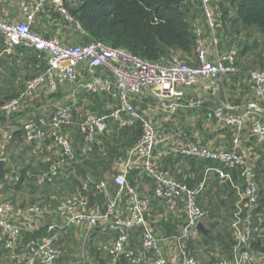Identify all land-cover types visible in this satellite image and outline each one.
I'll return each instance as SVG.
<instances>
[{"label": "built area", "instance_id": "2783aa9c", "mask_svg": "<svg viewBox=\"0 0 264 264\" xmlns=\"http://www.w3.org/2000/svg\"><path fill=\"white\" fill-rule=\"evenodd\" d=\"M78 1L30 0L22 8L23 22L15 23L0 19V35L4 39L5 55H12L18 46H23L35 50L38 56L46 61L43 70L28 79L24 90L18 96L0 102V116L11 117L25 99L43 87L56 93L61 87L74 84L77 86L75 94L108 92L119 100L109 112L88 113L84 116L81 127L84 136L82 149L85 154L93 150L97 142V130L106 128L111 119L122 127L140 122L142 134L130 150L127 159L117 163L121 172L114 177L117 186L115 192L110 190L106 179L97 180L88 176L76 194L61 200L52 210L40 203L23 206L10 200H0V238L4 248L13 252L15 256L13 264H55L62 254L59 244L68 226L71 225L98 226L103 231L115 232L116 237L112 242L105 243L103 250L115 258L124 257L129 264H143L146 259L128 247L131 231L139 229L142 233V248L146 254H149L145 264H169L160 239L150 227L146 216L152 197L140 193L128 182L129 169L135 162L139 163L143 174L155 180L156 198L163 200L172 211L177 209L179 202L184 204L186 220L180 234L175 237V243L181 264H199L198 258L190 250L189 243L201 238L199 223L208 216V212L199 204V196L205 190L206 182L191 187L187 182L174 178L168 170L163 169L164 159L172 152L184 157L218 162L224 166L222 169H215L219 181L221 184L230 183L239 196L235 220L232 223L236 240L232 264H264V255L258 257L248 250L252 235L260 232V228L252 221V210L258 205L260 192L256 170L237 149L240 135L248 122H251V133L257 143L264 146L263 120L260 117L250 120L251 111L230 114L219 108L215 110V115L233 130L234 148L213 149L192 141L173 146L171 136L142 116L131 102L133 95L146 89L160 101L162 112L175 113L179 99L184 96L180 87L195 86L237 71V49L217 51L216 58L211 60L204 47L199 24H196V32L200 39L195 65L179 56H174L168 62L148 61L124 48L111 47L100 40L81 44H63L58 38H45L33 30L37 16L47 6H53L67 20L76 22L67 5ZM192 1L201 5L212 31L213 44L217 48L220 39L216 29L221 14L216 12L214 4L221 0ZM76 23L79 32L84 35L85 31L78 22ZM83 65L87 69L85 77L81 74ZM101 67L107 68L113 77L99 73ZM248 74L257 95L264 100V70L250 69ZM76 103V101L68 102L57 108L49 119L39 117L24 124L25 141L34 142L50 138L61 150L59 159L52 163L47 171L40 174L41 182L52 183L58 171L77 158L72 142L64 133L65 127L72 121ZM13 137V134H9L7 143ZM3 159L6 160L0 154V160ZM234 170L239 171L241 179L239 184L234 179ZM93 189L104 196L105 210L101 213H96L89 207L88 194ZM46 214L57 215L61 222L46 223L43 226L45 233L41 237L23 242V234L34 233L40 229L41 225L37 219ZM20 249L21 251L16 253ZM210 264H230V262L227 259H220Z\"/></svg>", "mask_w": 264, "mask_h": 264}, {"label": "crops", "instance_id": "0c3cea01", "mask_svg": "<svg viewBox=\"0 0 264 264\" xmlns=\"http://www.w3.org/2000/svg\"><path fill=\"white\" fill-rule=\"evenodd\" d=\"M28 1L30 0H0V19L15 23L23 22L22 8ZM201 16L204 19H198V24L202 29L204 47L207 49L211 60L216 58L217 51H227L231 48H236L235 42L241 41L251 45V48L243 55L238 52L237 71L209 81L211 82L210 84L202 82L195 86L180 87V90L184 92V96L179 99L178 109L175 113L162 112L160 101L146 89L133 95L131 102L142 116L148 118L156 127L163 129L171 136L173 146L183 145L192 141L213 149L229 150L235 146L234 132L215 115L216 109L222 108L226 113L230 114L251 111L250 120L260 117L264 122V100L257 95L255 86L248 74L250 69L264 70V51L261 48L264 43V34L254 38L255 35H250L249 37L246 32H243L235 38L228 37V35L221 32V35L218 34L220 43L216 48L213 44L212 31L208 28L205 15L202 13ZM33 30L45 38H58L63 44L83 43V36L78 30V25L67 20L53 6H47L37 16ZM229 40L232 43H229ZM3 50L4 39L0 35V102L18 96L24 90L28 79L43 70L42 63H39V60L45 61L39 56L35 57L34 50L27 47L18 46L12 55H5ZM81 68V74L85 77L87 75L86 66L83 65ZM99 73L109 74L113 77L109 70L104 67L99 68ZM76 89L77 86L74 84H68L61 87L58 92L52 93L46 87H43L25 99L11 117L0 116V154L6 159L7 169H12L6 183L13 185L19 179V173L22 169L27 168L28 172L27 177L23 181L22 189L9 188L8 192L5 193V200H10L23 206L40 203L52 210L61 200L73 196L79 191L78 185L74 184V177L77 174L80 161L65 164L54 177V181L49 185L50 189H45L42 186L44 182L39 180L40 174L47 171L49 166L59 159L61 150L50 138L34 142L25 141L23 130L27 121L37 120L39 117L49 119L57 108L68 102L76 101L72 121L65 127L64 133L72 142L79 156V149H81V146L83 147L82 144L84 142L81 120L83 121L84 116L88 113L111 111L119 103V100L108 92L100 94L78 92L75 94ZM137 123L122 127L117 121L111 119L106 128L97 130V142L107 144V142L116 141L121 146L114 153L116 166L114 165L113 168L118 173L121 170L117 163L127 159L130 150L140 138L136 137L137 132L132 129ZM75 124H78L79 129L77 136L73 128ZM9 134H13L14 137L7 143ZM132 139H134L135 143L131 146L130 141ZM237 149L255 167L260 190L259 204H264V146L258 144L255 136L251 133V122L247 123L241 133ZM123 152L125 153L124 156L120 155ZM193 160L194 162H192ZM204 161L208 162V164L201 165V162ZM162 167L168 170L174 178L187 182L191 187H197L201 182L205 181L206 188L199 196L200 206L208 212V216L203 220L204 226L209 231H220L223 234L226 230H230L232 236L235 237L232 223L235 220L239 196L237 190L230 183H220L215 169L224 168L222 164L201 158L184 157L172 152L164 159ZM130 175H132L134 184L131 183L132 178H129ZM110 176L108 175L104 179L109 182L110 190L115 192L117 186L113 177ZM233 176L238 184L241 183L238 170H234ZM127 178L129 184L136 187L140 193L148 194L152 197V202L146 215L150 227L160 239V244L168 258L169 264H181L175 237L180 234L185 224L186 212L184 204L179 202L177 209L172 211L163 200L156 198L154 196L155 180L151 176L142 173L138 162L131 166ZM3 186L4 184L0 185L1 188ZM88 198L89 207L92 211L101 213L105 210V199L100 192L92 190L88 194ZM40 199L43 200L39 201ZM29 200L31 202H28ZM252 214V218H255L256 223L260 226L259 234L264 235V207L260 212L252 210ZM246 215L247 213L244 214V216ZM37 222L41 225L40 229H42L46 223H60L61 220L55 214H46L38 218ZM84 228H87L88 231L83 230ZM138 230L131 231L128 247L143 255L146 258L144 259L146 262L149 254H146L142 248V233ZM26 235L27 232L23 234V242H25ZM115 237V232L103 231L98 226H68L59 244L62 254L63 252L64 254H61L55 264H73L71 253L64 251L62 245H64L63 242L65 241V243H68L67 248H69V242L76 239L82 240L87 247L86 257L80 262L87 264H124L121 257L115 258L104 250L99 254H95L93 251L94 246H98L101 250L105 243L112 242ZM200 241L194 248L192 247V242L189 243V246L192 247L191 251L198 258L199 264H210L213 260L220 259H227L230 264L233 263L232 250L226 249L223 242L212 241L211 244H207L202 238H200ZM20 251L21 249L17 250L16 253ZM255 255L259 257L264 254L256 252ZM63 257H66V259L61 262ZM67 257L70 258L67 260ZM14 261L13 252L3 247L0 238V263L13 264Z\"/></svg>", "mask_w": 264, "mask_h": 264}, {"label": "trees", "instance_id": "16d2710c", "mask_svg": "<svg viewBox=\"0 0 264 264\" xmlns=\"http://www.w3.org/2000/svg\"><path fill=\"white\" fill-rule=\"evenodd\" d=\"M67 6L76 22L85 31L82 35L83 43L100 40L111 47L124 48L148 61L168 62L174 56H179L192 65L197 64L200 36L196 32V24L198 25V19H204L201 16L204 12L199 2L192 0H79L76 3H68ZM214 8L221 14L218 19L220 33L223 31L228 37L235 38L243 32H246L249 37L254 33L264 34V0H221L214 4ZM208 28H210L209 25ZM229 43L232 41L229 40ZM240 44L238 52L241 55L251 48V45L245 42ZM33 53L35 57H38L35 50ZM40 62L44 67L46 61L39 60ZM132 129L137 132L136 137L139 138L142 134L141 123L138 122ZM133 140L130 141L131 146L135 143ZM120 148L116 141L107 142V144L96 142L93 150L85 154L81 146L79 156L77 154L74 161H80L74 177V184L78 185V190L88 176L100 180L111 175L114 179L118 174V171L113 168L114 165L116 166L114 153ZM124 154V152L120 153L122 156ZM205 164L208 162H201V165ZM11 170V168L8 169V172ZM27 173V168L22 169L19 179L13 185L6 183V176L0 180V185L4 184L3 188L0 187V200H5V193L11 187L21 190ZM130 177L132 178V175ZM131 180L134 184L133 178ZM263 207L264 204L258 202L254 211L260 212ZM252 221L255 226H258L255 218H252ZM138 231L141 232V230ZM44 233V228L34 233H27L25 242L38 239ZM259 233L253 234L250 240L248 250L253 254L256 252L264 254V235ZM201 236L207 244H211L212 241L223 242L226 249H231L233 253L236 240L230 230H226L224 234L211 230L206 235L202 233ZM200 242V239L193 241L192 247L194 248ZM93 251L99 254L103 249L100 250L98 246H94ZM121 258L124 264H129L124 257Z\"/></svg>", "mask_w": 264, "mask_h": 264}, {"label": "rangeland", "instance_id": "374dc122", "mask_svg": "<svg viewBox=\"0 0 264 264\" xmlns=\"http://www.w3.org/2000/svg\"><path fill=\"white\" fill-rule=\"evenodd\" d=\"M219 29H218V27H217V29H216V32H217V34H219V35H221V33L218 31ZM222 33H224L223 31H222ZM252 35H255L254 36V38H258L260 35L261 36H263L262 34H259V33H254V34H252ZM243 37H245V36H243ZM264 39V38H263ZM241 42V41H240ZM240 42L238 41V42H235L234 44H235V46H236V48H237V50H240L239 48H240ZM240 44V45H239ZM263 46L261 47L262 48V50L264 51V43L262 44ZM210 81H212V80H210ZM204 83H206V84H210L211 82H209V81H207V82H204ZM184 87V86H183ZM90 112H93V111H90ZM87 113V112H86ZM83 119V118H82ZM81 122H82V120H81ZM73 128H74V130H75V133H76V136H77V131L79 132V129H78V124H75V126H73ZM9 169V168H8ZM9 174H10V172H8L7 171V173H6V179H8V177H9ZM111 177V176H110ZM50 184H44L43 183V185L42 186H44V188L45 189H50V186H49ZM39 199V198H38ZM41 200H43V199H40L39 201H41ZM37 201V200H36ZM28 202H31V200H29ZM43 202H45V201H43ZM46 203V202H45ZM83 230H85V231H88L87 230V228H84ZM77 232L78 233H80V231L79 230H77ZM78 236H80V234H78ZM64 243V245H62V248L64 249V251L66 250V251H69V253H71V258H72V263L73 264H77V263H79L80 261H82V260H84V258L86 257L85 256V253H86V244L82 241V240H79V239H76L75 241H70L69 242V248H67V244L68 243H65V241L63 242ZM63 254H64V252H63ZM62 254V255H63ZM68 258H70V257H67V260H68ZM65 259H66V257H63L61 260V262H64L65 261Z\"/></svg>", "mask_w": 264, "mask_h": 264}, {"label": "water", "instance_id": "95a60500", "mask_svg": "<svg viewBox=\"0 0 264 264\" xmlns=\"http://www.w3.org/2000/svg\"><path fill=\"white\" fill-rule=\"evenodd\" d=\"M7 167H6V160H0V180H3L6 176L7 173ZM199 230L203 233V234H207L209 232L208 229H206V227L204 226L203 222L199 223Z\"/></svg>", "mask_w": 264, "mask_h": 264}]
</instances>
